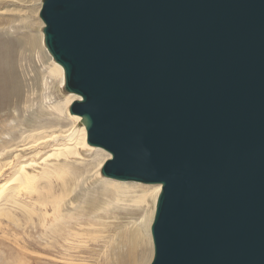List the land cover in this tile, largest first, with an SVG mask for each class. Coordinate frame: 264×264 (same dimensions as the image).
I'll return each instance as SVG.
<instances>
[{
    "label": "water",
    "instance_id": "1",
    "mask_svg": "<svg viewBox=\"0 0 264 264\" xmlns=\"http://www.w3.org/2000/svg\"><path fill=\"white\" fill-rule=\"evenodd\" d=\"M104 176L162 183L151 264H264V0H43Z\"/></svg>",
    "mask_w": 264,
    "mask_h": 264
},
{
    "label": "bare ground",
    "instance_id": "2",
    "mask_svg": "<svg viewBox=\"0 0 264 264\" xmlns=\"http://www.w3.org/2000/svg\"><path fill=\"white\" fill-rule=\"evenodd\" d=\"M30 1L31 3L27 2V0H0V13L4 15V17L0 16V24L2 23V18H5L3 20L5 23L4 25L9 26V28L12 27L14 23L27 22L29 20V16L25 14L27 10H31L34 14H38L42 8L43 0ZM6 12L11 16H6ZM15 13H19L21 17L16 18ZM35 19H37L35 22L38 23L39 27L45 24L43 21L41 22L39 18L36 17ZM27 47L30 52L27 50ZM18 54H21L22 57L19 58L21 59L19 65L16 63L18 62L16 61V56ZM39 54H43L48 64L50 63V67L48 68L50 75L59 77L61 84L65 86L64 69L62 65L54 59L47 48L43 30L34 35L30 34L28 39H25L24 43L21 42L20 45L15 47H11V42L9 41L0 40L1 111L2 109H9L8 113L11 114L13 99H19L23 95V87H28L29 85L26 83V80L22 79L20 70H23L25 76H30L27 64H31V61H34V58L39 56ZM81 99L82 97L79 94L71 92L63 103H58V105H56L57 107L55 106L60 112H67V116L69 117L68 121H70L72 125L67 131L60 130L61 132L58 133L53 130L54 128L45 129L41 124L33 126L34 124L31 125L32 123L30 124L31 128L26 130L21 122L23 131L17 130L21 132L20 137L22 140H18L21 144H15L18 141L11 144L10 142L13 143V140H10V144H2L3 146L0 148V204L5 202V207H0V213L11 215V219H13L12 223L14 224L13 234L15 243L19 247H22L23 244L25 246H31L34 241L33 240L31 243L25 240V238H22V233L26 234L28 230L37 231L39 225L44 226L47 232H49L50 229L53 236V240L51 241L52 247H56L57 245H60V247L55 249L53 251L54 253L51 254L56 256L52 258H50L51 256H47L49 258H45V262L47 261V264L50 262H52V264L62 263L65 260L62 248L66 247L63 246L61 241L62 238L69 245V249L73 250L86 244L87 239L93 240L92 237L94 235L91 236L86 228L79 222H77L78 226L72 223L65 224L67 218L64 214L61 215L64 199L62 198L63 196L57 197L52 182L55 173V176H60L63 181L62 189L66 190L68 184L66 183L65 176L70 174V172L66 167L54 169L51 160L57 159V161H59L60 157H65V161H71V158H81L83 156L82 150H89L96 155L94 159L95 164L92 165L90 170L95 173L90 177V180L99 182L100 188L92 191L93 193L85 200L84 206L77 208L75 206L76 203H74L72 206L70 205L71 208H75L82 216L92 215V221H90L92 225H94V220L101 221L99 217L94 215L100 212V214L109 216V210L112 208L117 209L120 207L117 210L124 208L132 212L138 211L139 214L137 218H130V221L128 223H123L122 226H117V224H121L118 221L111 224L113 228L119 229V232L116 234L112 233L113 236L110 240L102 239V244L105 245V249L100 253H94L96 255L95 260L92 261L91 264H94V262L99 263L101 254L107 256L111 250L117 253L119 248H126L121 256L122 261H129V264H151L154 255L151 225L154 220L158 197L162 191V183H149L148 185H144L137 183L139 181L118 180L102 174L104 163L106 160L110 159L112 155L104 148L91 145L87 141V129L83 118L78 114H72L70 112L72 102ZM17 113L18 112H16V115ZM18 119L21 120V118ZM15 128L17 129V127ZM2 130L3 129L0 130V140H3L2 135L4 132ZM13 146H15V151H27L25 154L30 155L27 157H23V155L16 157L17 160H14L15 164H13V159H7L5 157L8 149ZM40 163L44 164L41 175L29 171L30 168L33 169ZM9 169H11V173H8L9 176L3 179L5 178L4 176L7 175L5 171ZM49 171L53 172L49 174ZM67 171L69 172L68 174ZM43 175H46L47 183L50 182V184H45L44 187L40 188L38 182L41 181L39 179ZM68 191L69 190H67V192ZM35 195H37L36 199H34ZM65 195L67 196L69 193ZM65 195L64 197H66ZM23 197H25L24 200L22 199ZM6 203H9V205ZM114 211L112 212L114 213ZM35 214L39 215V223L35 220ZM9 216L8 218H10ZM50 222L51 224H49ZM54 222H57V224L63 223V226H53ZM103 224L102 229L104 230L105 228L106 231L109 228V224H107V222ZM39 233L46 235V231L41 227ZM100 236L101 234H95V237ZM70 237L72 239H69ZM102 237L108 238V235L103 234ZM88 253L90 254V252ZM90 257L92 256L90 255ZM47 259H50V261L48 262ZM66 260L68 262L78 261L74 258H66ZM81 260L84 261L82 264H86L85 259Z\"/></svg>",
    "mask_w": 264,
    "mask_h": 264
},
{
    "label": "rangeland",
    "instance_id": "3",
    "mask_svg": "<svg viewBox=\"0 0 264 264\" xmlns=\"http://www.w3.org/2000/svg\"><path fill=\"white\" fill-rule=\"evenodd\" d=\"M27 2L31 3L30 0H27ZM40 11L38 12V14H34L31 10H27V13L25 14L29 16V20L27 22L14 23L15 25L13 24L12 27L10 28L9 26L4 25L5 23L3 22V20L5 18H2V23L0 24L1 26L0 40L9 41L11 42V47H15L20 45L21 42L24 43L25 39H28V36L30 34L34 35L42 30L44 31L45 24L39 27L38 23L35 22V20H37L35 19L36 17L39 18L41 22L43 21L41 20ZM15 14H16V18L21 17L19 13H15ZM0 16L4 17V15L1 13ZM6 16H11V15L6 12ZM17 56H16L17 59L16 61L18 62L16 63L19 65V62L21 61V59L19 58L22 57L21 54H18ZM27 66L29 68L30 76H25L22 69L20 70V73L22 79L26 80V83L29 84L28 87H23L22 90L23 95L19 99L18 98L13 99V105H12L13 110L11 109V114L8 113L9 109H2L3 112L0 110V112L2 113V115L0 113V130L3 129L2 131L4 132L2 135L3 140H0V148L3 146L2 145L3 143L14 144L16 141L22 140L20 137V134L23 131L22 125L27 130L30 129L31 125L33 124H34L33 126L41 124L42 127H44L45 129L54 128L53 130H55L58 133H60L62 130L67 131L69 127L72 126L70 121H68L69 117L67 116V112H60L59 110H57V108H55V106L58 105V103L59 104L63 103L65 99L69 96V93L71 92L67 91L65 86L61 84L59 77L50 75L48 70V68L50 67V63L48 64L46 57L43 54H39V56L35 57L34 61H31V64L29 65L27 64ZM16 112H18L17 115ZM23 114L25 115V117ZM18 118H21V120ZM15 127H17V129ZM17 130L21 132H18ZM10 140H13V143L10 142ZM19 141L16 142L15 144L17 143L21 144V142ZM14 148L15 146L8 149V152H6V156H5L7 159L8 158L13 159L12 162L13 164H15L14 160H17L16 157H19L20 155H23V157H27L30 155V154H25V152L27 151H15ZM82 153L83 156L81 158L80 157L71 158L70 159L71 161H65L66 160L65 157H60L59 161H57V159L51 160L53 162L54 169L56 168L62 169L66 167L69 169V172L71 174V175L68 174L69 172L67 171L68 175L65 176L66 183L68 184L66 190L62 189L63 181L60 178V176H58L57 174H56L57 176H55V173L53 175L54 179L52 184H54V190H55L54 192L57 195V197L63 196L62 198L64 199V203H63L64 206H62L63 209L61 215L64 214L67 218L65 224L72 223L78 226L77 222H79L86 228V230L88 231V233L91 234V236L92 235L94 236L92 237L93 240L87 239L86 244H83L80 248H75L73 250H70L67 242H65L63 238L62 239L60 238L63 243V246L66 247L62 248V252L65 260L62 263H58V264H82L84 263V261L81 259H85L86 264H91V262L95 260L96 255L94 253L95 252L100 253L103 249H105V245L102 244V239L110 240L112 239L113 236L112 233L116 234L119 232V229L113 228L111 224H113V222L115 221H118L121 223V224H117V226L119 227V225L122 226L123 223H128L130 221V218L132 217L137 218L139 216L138 211L132 212L124 208H122L121 210H117L120 207L117 209L112 208L109 210L110 211L109 216L105 214H100V212L94 215L99 217L101 221L94 220L93 221L94 225H92L90 222L92 221L91 219L93 217L92 215L82 216L77 212L75 208H71V206L74 203H76L75 206L77 208H79L80 206L81 207L84 206L85 200L91 193H93L92 191L98 190L100 188L99 182L90 180V177H92L93 174L95 173L94 171H90V170L92 165L95 164L94 159L96 155L89 150H82ZM40 164L33 169L30 168L29 171L31 173L33 172L37 175L39 174L41 175L44 169V164L43 163ZM7 171H5L7 175L4 176L5 178L3 179H6L11 173V169ZM52 172L53 171L51 172L49 171V174H51ZM39 180H41L39 181L40 183L38 182L40 188L44 187L45 184L46 185L50 184V182L47 183L46 175H43ZM127 181L137 182L135 180H127ZM137 183L144 185L149 184L143 182L141 183L137 182ZM67 190L69 191L67 192ZM68 193L69 195L66 196L65 194ZM64 195L66 197H64ZM25 197H23L22 199L24 200ZM36 198L37 195L34 196V199ZM6 204L9 205V203ZM0 205H2L0 207H5V202H3ZM112 211H114V213ZM7 215L9 216V214ZM7 215L0 213V264H47V261L45 262L46 260L45 258H49L50 256H51L50 258H52L53 256H56L51 254H53L54 253L53 251L55 249H58L60 245H57L56 247H52L51 241L53 240V236L51 234V230L49 229V232H47L46 228L42 225L38 226V230H37L38 232L36 230L33 231L28 230L26 234L22 233V238H25V240L30 241L31 243L34 240L31 246H25L24 244L22 245V247L17 246L13 234L14 233L13 230L14 224L12 223L13 219H11L12 218L11 215L9 216L10 218H8ZM34 217L36 222L39 223V215L35 214ZM104 222H107V224H109V228L106 231L105 228L104 230L102 229ZM49 224H51V222ZM53 226L61 227L63 226V223L57 224V222H54ZM40 227L46 231V235H42V233H39ZM95 234H101V236L95 237ZM103 234L108 235V238L102 237ZM69 239L72 238L70 237ZM125 250L126 248H119L117 253L114 250H111L107 256L101 254L100 262L99 263L94 262V264H129V261L121 260L122 253L125 252ZM88 252H90V254ZM90 255L92 257H90ZM66 258H74L77 259L78 261L68 262ZM47 260L48 262L50 261V259ZM49 264H52V262H50Z\"/></svg>",
    "mask_w": 264,
    "mask_h": 264
}]
</instances>
